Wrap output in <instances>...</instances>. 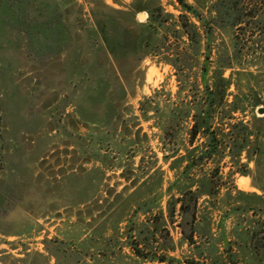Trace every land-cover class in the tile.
Listing matches in <instances>:
<instances>
[{
    "label": "rangeland",
    "instance_id": "obj_1",
    "mask_svg": "<svg viewBox=\"0 0 264 264\" xmlns=\"http://www.w3.org/2000/svg\"><path fill=\"white\" fill-rule=\"evenodd\" d=\"M185 1L208 37L188 13L185 36L177 0H0V264H264L263 29L224 71L250 141L184 171L205 140L179 79H209L236 30L216 28V0Z\"/></svg>",
    "mask_w": 264,
    "mask_h": 264
},
{
    "label": "trees",
    "instance_id": "obj_2",
    "mask_svg": "<svg viewBox=\"0 0 264 264\" xmlns=\"http://www.w3.org/2000/svg\"><path fill=\"white\" fill-rule=\"evenodd\" d=\"M177 1L182 8V14L179 16V26L185 36L191 38L196 33V26L189 20L186 13L200 22L197 28L204 31L205 17L185 0ZM213 11L212 19L216 28L219 29L224 24L236 29L233 35L232 53L227 55L226 59L216 60L217 65L213 69L211 77L207 80L204 78V73H202V80L199 82L188 83L179 79V91L195 93L194 99L197 98L199 100V103L195 105L196 111L192 116V124L189 129L190 143L192 145L195 138L205 140V143L203 141L190 151L188 150L187 164L184 171L190 170L193 165L204 158L221 156L227 148L230 151L236 149V154H238L235 155L239 156L247 142L250 141L251 130L248 128L249 125L235 117V113L242 112V109L234 102L237 99V88L235 87L236 94L234 90L231 91V86L234 85L231 80L233 73L225 76L224 71L227 68H232L234 64L239 66L242 61H248L249 57L256 58L260 54L259 47L256 46V41L259 42V39L257 37L254 38V35L256 34L255 32L261 31V29H263L264 33V22H262L264 20V1L216 0L213 3ZM150 17L154 19V11L150 12ZM164 22L166 21L162 19L160 24L164 25ZM204 34L208 37L207 30L204 31ZM230 96L234 100L228 104V108L225 110L224 107H221V103H227V99ZM187 113H189V110ZM238 129L244 131L243 135ZM195 151H198L197 155H190V153ZM197 202L198 196L189 189L182 192L176 199L182 214L190 213L191 224L194 220ZM192 231L191 227L189 233L185 235L186 240L189 242H193ZM138 246L135 245L134 249L140 255L141 250ZM142 257L148 258L149 261L179 262L178 259L164 254H149L142 255ZM186 262L187 264H203L195 259H190Z\"/></svg>",
    "mask_w": 264,
    "mask_h": 264
},
{
    "label": "water",
    "instance_id": "obj_3",
    "mask_svg": "<svg viewBox=\"0 0 264 264\" xmlns=\"http://www.w3.org/2000/svg\"><path fill=\"white\" fill-rule=\"evenodd\" d=\"M260 112H262V109H260Z\"/></svg>",
    "mask_w": 264,
    "mask_h": 264
}]
</instances>
